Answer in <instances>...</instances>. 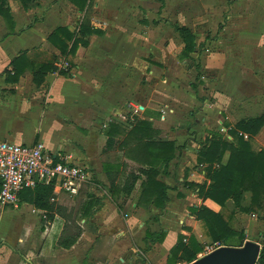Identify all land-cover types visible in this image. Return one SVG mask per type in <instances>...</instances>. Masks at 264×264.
Segmentation results:
<instances>
[{"label": "crops", "instance_id": "obj_1", "mask_svg": "<svg viewBox=\"0 0 264 264\" xmlns=\"http://www.w3.org/2000/svg\"><path fill=\"white\" fill-rule=\"evenodd\" d=\"M136 2L137 0H105V3H101L99 0H94L91 24L99 29L102 35H92L87 47H79L75 55L68 57H61L59 52L47 43L46 39L58 27H66L73 32L75 28L70 23V14H74V12L78 14L79 21L76 25L78 26L83 17V12L81 13L69 0H40L37 8L28 11L19 8L18 11L22 15L20 22L18 23V20L13 16L16 32L25 29L26 24L24 23L28 22L29 15L34 18L31 26L17 35L2 39L6 30L0 31V142L32 145L37 140L42 141L49 152L72 154L77 163L89 169L92 179L95 177V180L106 185V177L102 171V159L100 157L106 138L102 143L101 136L104 135L101 131L106 128V121L108 120L127 126V119L132 117H129V113H132L131 108L135 106V108L140 109L141 118H147L152 123L153 128L158 130L160 138L168 133L170 137L163 139L173 140L178 146L185 145V148L176 158V162L170 164L169 176L164 179V182L169 186L168 204L163 210L154 207L147 209L137 207L135 201L138 190L135 196L132 194L135 189L121 209H118L109 197L101 198L102 207L95 212L89 223L83 227L80 226L83 231L70 249H62L56 245L64 228V219L61 217L56 215L52 222L47 223L42 229V212L34 209L32 205L19 202V205L14 208L0 204V231L4 229L3 225L7 226L8 218L20 220L19 224L25 230V239L20 242H25L26 245L23 252L15 253L13 252L14 245L5 242L6 244L4 243L0 247V264H138L134 263L133 259L131 261L126 258L129 253L127 249L130 238L135 233L136 225L140 228L147 227L151 232L163 230L166 233L163 242L155 244L151 251L147 252V259L150 264H163L169 250L176 244L178 235L181 234L186 238L195 233V225L198 221L190 214V207L202 205L216 213L222 211L223 207L208 199L202 201L197 197L196 191L184 185L185 182L198 184L207 182L203 170L197 176L199 178H196L194 173L187 171V168L191 167L190 160L193 157L196 158V155L193 156L190 152L192 150L197 152L200 146L199 141L204 137V132L198 128L199 119L204 114L209 115L211 110L206 108L205 111H198L195 115L191 114L195 123L189 124L188 127L189 134L192 136H186L187 132L184 134L182 130L178 129V126H167L166 120L172 121V123L176 120L174 115L175 104L168 102L166 110L164 106L162 107L163 103L159 99H148L149 94L147 95L144 87L138 89V74L148 69L149 62L147 58L145 60L148 63L139 59V55L142 56L140 54L141 48L144 47L137 49L138 34H132V31H128L126 27L130 15L136 21L137 16L134 12ZM105 4L108 6L106 7ZM60 6L63 8L62 10H59ZM120 6H125L123 13H121ZM251 6L256 5L251 4ZM260 7H264V3L260 4ZM11 11L13 14L14 11L12 9ZM59 11L60 13H58ZM252 14L250 12L248 15V21L255 27H253L250 37L243 38L244 45L242 47L235 52L218 50L215 53H209L206 61L202 62L204 70L216 69L220 73L219 79L214 84L218 89H215L216 102L213 106L215 112L220 115L219 122L221 121L220 128L216 126V130L221 128V130H225L222 124L235 121L234 116L239 111L241 113L255 111L252 103L247 101L243 102V108L235 110V106L239 103H233L234 98L230 93L233 87L246 86L247 81L250 82V85L255 86H259V82H264V10ZM253 17L256 19L255 21ZM97 21L104 23V25L98 24ZM187 25L184 26L188 27L195 37L193 30ZM2 27H4V23L0 19V28ZM196 41L195 37V43ZM180 43H182L181 40ZM131 45L135 47L131 48ZM132 49L135 50L130 53L129 50ZM24 50L27 51V63H46L54 58L58 61V67L65 68L68 66L67 63H71L73 67L69 71L70 77L65 78L55 73L47 74L43 83L36 86L32 83V74L27 69L28 72L21 75L16 83L7 82L4 70H10V61L20 51ZM147 52L153 56L155 54L151 53L149 49ZM152 61L153 63L150 64H153V67L148 73H150L149 78L154 80L151 75L163 67L155 61V56ZM134 67L135 69L138 67L135 75L132 74V71H135ZM238 69L245 74L235 76L234 72ZM250 70L256 72L247 75L248 72H251ZM142 83L140 86L146 84L145 82ZM102 93L106 98L110 97L111 99L108 102H103L102 97L104 95H101ZM172 95L174 96L173 92ZM198 97L201 98V96ZM138 101L141 104L138 105ZM198 105L201 103L199 102L197 107ZM55 106L59 108L58 112L76 109L77 115L73 118L56 115L54 113ZM261 113H253L242 118L253 117ZM122 117L123 119L125 117V121H122ZM242 118L237 119L236 122ZM54 120L58 124L62 122V128L58 132L60 135L57 142L50 141V144H54L52 150L47 147L46 143L49 141L46 139L53 134ZM206 129L211 131V128ZM193 133L195 134L193 135ZM254 139L263 143V127ZM90 147L93 148L92 154H89L88 151ZM98 150H100L99 156L97 155ZM114 153L118 163H124L128 166L126 172L139 167L137 162L126 158L122 151ZM226 159L227 155H225L224 161ZM195 170L198 172L200 168ZM170 194L176 195L172 198ZM65 195L67 194L63 192L57 193L55 198L57 205L65 207L63 204ZM71 199L76 204L77 196L71 197ZM128 205H131L133 211L126 220L127 224H123L119 221L118 212L121 213L124 207ZM30 221L32 224L29 226ZM140 221L143 222L137 224ZM245 221L242 222L245 227L244 233L246 235L251 233L255 237L259 231V234L256 235L259 236V240L255 238L250 240L259 244L260 241L263 242L264 217L261 222L254 218L247 220L246 223ZM80 222L81 225L84 224V220H80ZM101 232V235L112 237V242L109 243L107 238L101 240L102 238L98 234ZM143 237L142 235L140 238V245H143ZM103 241H106L108 248L105 251V256L99 258L97 255L103 248ZM6 250L9 252L8 254H4ZM199 257L198 254L197 258Z\"/></svg>", "mask_w": 264, "mask_h": 264}, {"label": "trees", "instance_id": "obj_2", "mask_svg": "<svg viewBox=\"0 0 264 264\" xmlns=\"http://www.w3.org/2000/svg\"><path fill=\"white\" fill-rule=\"evenodd\" d=\"M20 9L28 11L39 6L40 0H13ZM163 6L162 0H159ZM81 13L77 28L73 32L66 27L54 29L46 39L47 43L56 49L61 57L75 55L79 47H87L92 35H102V32L91 24L92 6L94 0H69ZM0 19L3 21L6 33L2 39L17 35L15 21L12 15L9 0H0ZM173 31L182 42V49L178 60L187 61L191 55L198 52L195 37L190 29L184 25L171 24ZM203 47V45H201ZM27 51H20L10 63V70H4L5 80L16 83L21 75L31 72L32 83L40 86L47 74H57L65 78L70 77L71 63L65 68L58 67L56 58L50 62L33 64L27 63ZM196 80L202 74L199 64H196ZM195 90L197 87L191 84ZM104 135L106 142L100 152L102 171L107 184L92 179L93 183L103 190L106 196L118 209H121L131 195L137 183L138 196L136 206L147 209L154 207L163 210L169 202V186L164 179L169 176V166L180 155L185 145L178 146L173 140L159 137L158 130L154 129L147 118L133 116L127 119L128 125L113 120L106 122ZM225 133L221 129L209 131L204 142L196 152V163L203 166L207 182L189 183L184 185L196 191L202 201L211 200L220 207L232 201L233 206L245 213L253 211L264 212V150L254 151L251 140L264 127V112L259 115L242 118L233 125L223 123ZM122 151L123 155L138 163L135 170L127 171L128 166L118 163L114 152ZM225 155L227 159L224 161ZM56 189L51 184L37 183L31 189H23L19 193V202L28 203L34 209L42 212L41 227L52 222L57 215L64 219V228L57 239L56 245L62 249H70L82 233V228L76 223L79 215L84 224L89 223L96 211L102 207L101 198L89 192L88 187L81 190L77 196L75 210H67L56 204ZM249 194V205L242 207L244 194ZM180 195V194H178ZM53 199V201H52ZM71 211V212H70ZM189 212L195 220L201 223L211 242L220 243L227 247H241L246 241L244 230H234L220 213L204 207H190ZM264 217V216H263ZM166 233L146 230L142 239L144 253L151 251L152 246L162 243ZM185 236L178 235L176 244L169 250L164 264H190L197 259L201 247L195 237L190 236V244H184ZM260 251L257 258L259 264H264V241L260 242ZM145 262L136 260L135 263ZM141 263V264H143Z\"/></svg>", "mask_w": 264, "mask_h": 264}, {"label": "rangeland", "instance_id": "obj_3", "mask_svg": "<svg viewBox=\"0 0 264 264\" xmlns=\"http://www.w3.org/2000/svg\"><path fill=\"white\" fill-rule=\"evenodd\" d=\"M99 1L101 3H105V0ZM162 2L163 6L160 7L161 3L159 0H137L134 10L137 16L136 21L133 20V17L131 15L128 17L129 20L127 21L128 23L126 25L128 31H132V34H138L139 42L137 49L140 47H144L141 48L140 54L142 56L139 55V59L144 60L145 62H149L148 69L146 71H142L141 74H138V89L144 87L147 95L149 94L148 99H159L160 101H162V107L164 106L165 109L168 102L175 104L176 108L174 109V115L176 117V120L174 123H172V121L170 122L166 120V122H168L167 126H178V129L182 130L184 134H186L187 132L188 135L186 134V136H192V134H189L188 128L191 124L193 125V123H195V119L192 116L195 115L198 111H205L206 108L210 109L211 112L209 113V115L204 114L199 119L198 128L204 132V137L201 139V141H199V145H201L208 136L206 134L209 133V130H207L206 128H211V131H213L216 130V126H218L219 128L221 126V121L219 122L220 115L215 112L213 106L214 102H216V99L214 97L216 95L215 89H218L217 86H214V84L219 79L218 75L220 76V73L216 69L212 71L204 70L202 68V62L204 60L206 61V58L211 53H215L218 50H223L222 52H235L240 47H242L244 45L243 38L250 37L253 31V27H255V25H251L249 23L250 21H248V15H250V12H252V15H254L257 12L264 10V7H260V4H263L264 0H162ZM53 3H56V1H53ZM9 4L11 9L14 11L12 15L16 20H18L19 23L22 15L20 11H18L20 8L18 3L13 0H9ZM251 4H255L256 6H251ZM105 6L107 7L108 4H105ZM123 8H125V6H120L121 13H123L124 11ZM62 9L63 8L60 6L59 10ZM58 13H60V11ZM77 15L78 14H76V12H74V14H70V23H72L74 28L77 27L76 25L79 21V17L77 18ZM102 17L104 16L102 15ZM33 18V16L29 15V17L27 18L28 22L24 23L26 24V27L25 29L20 30V33L31 26ZM255 20L256 19L254 18V21ZM97 23L104 25V23L99 21H97ZM171 24H178L180 26L188 24L195 34V37L197 39L196 44L200 45V47H198V53L193 54L191 59L185 62L178 60L179 53L182 48V43H180L178 35L173 31ZM4 30H6L5 25L4 27L0 28V31L4 32ZM201 45H203V47ZM131 46V48L135 47L133 45ZM256 48L260 49L259 47ZM148 49L151 53H155V61L163 67L162 69L156 70L155 73L151 75L152 77H154V80L149 78L150 73H148V71L153 67V64L150 63H153L152 59L154 58V56L147 52ZM134 50H129V52L131 53ZM167 51H169L168 54H166ZM146 58L147 61L145 60ZM196 64H199L200 71L203 75V78H201L200 80H196ZM137 71L138 67L135 69V71H132V74L135 75ZM250 71L251 72H248L247 75H251L256 72L254 70ZM234 73L235 76L238 74H240V76L245 74L239 69ZM258 73L261 74L260 71H258ZM142 82H145L146 84L140 86L143 84ZM191 84H194L197 88L194 90L191 87ZM232 91L230 93L234 98L233 103H239V105L235 106V110H237L238 108H243V102L247 101L252 103L255 111H245L242 113L239 111L237 115L234 116L235 121H229V123L227 124L233 125L239 118L248 116L253 113L258 114L264 111V82H259V86H255L250 85V82L247 81L246 86L233 87ZM172 92L174 93V96L172 95ZM101 95L104 94L102 93ZM198 96H201V98H199ZM110 99V97L106 98L105 95L102 97L103 102H108ZM199 102L201 103V105H198L197 107V104ZM204 102H206V105H204ZM139 104L141 103L138 101V105ZM58 110L59 108L55 106L54 113L56 115H62L71 118L77 115V110L73 108L66 111L61 110L60 112H58ZM129 114V117H133L134 115L139 118L142 117V114H140L139 112L138 115L134 113ZM121 119L122 121H125V117L124 119L123 117ZM54 121L55 123L53 126V134L56 135L54 136L52 134L46 139L47 141H49V143H46L47 147L52 150L54 149V144H50V141L57 142L58 136L60 135L58 132H60V129L62 128V122L61 124H58L56 120ZM104 130L105 129H102L101 131L103 135ZM221 132L225 133V130H221ZM194 134L195 133H193V135ZM168 137H170L168 133L166 134V136H161L162 139ZM105 138V135L101 136L102 143L104 142ZM263 144L264 141L263 143H259L254 138L253 140H251V147L254 151L264 150ZM88 151L89 154H92L93 148L90 147ZM99 152L100 150H98V156ZM190 153L193 156L196 155V152H194V150H192ZM190 161L191 167H188L187 171L194 173L196 178H199L197 176L200 175L201 171L203 170V166H198L196 163V158L194 157ZM175 162L176 159H174L171 164H174ZM196 168H200V170L197 172L195 170ZM138 185L139 183L136 185L135 191L132 193L133 196L137 194ZM88 189L89 192H91L95 196L104 199L107 198V196L105 195V191L101 187L97 188V185L95 184L88 187ZM175 195L176 194H170L172 198H174ZM63 204L65 205L64 208H66L68 211L71 209L75 210L77 208L76 204L73 202L69 195H65ZM248 205L249 194L245 193L242 201V207ZM132 211L133 210L131 208V205L125 206L121 213L118 212L119 221L123 224H127L126 220L128 219V217H130ZM220 215L234 230L240 231L244 230L245 228L242 223L245 220L246 223L247 220L254 218L258 222H261V220H263L264 212L253 211L245 213L244 211L236 209L233 206L232 201H228L225 206H223ZM7 222V226L3 225L4 229L0 231V247L3 246V244L6 242L8 244L14 245L13 252H23L26 245L25 242L21 243L20 241H24L25 239V230L19 224L20 220H17L16 218H8ZM141 222L143 221H140L137 224ZM76 223L78 224V226L83 227V225H81L79 215L76 217ZM31 224L32 221H30L29 226ZM146 229L149 228H140L136 225L135 233L130 238V243L127 249L129 253L126 258L128 260L133 259L134 263L136 262V260L141 261L143 259L145 262L141 263L150 264L147 259V253L143 252L144 245H140V238L142 235L144 236L143 233H145ZM190 229L193 230V228ZM262 232H264V229H262ZM98 234L99 236H101V240H105L107 238V241H109V243H111L113 240L112 237L101 235L102 232ZM257 234H259V231H257L255 237H253L254 235H252L251 233H248L247 235L245 234V238L249 241H252L250 240L251 238L259 240V236H256ZM193 237H195L197 244L199 245V247H201L200 254L203 253L204 248H206L207 246L211 247L210 245L213 244H217L218 246L223 247L220 243L211 242V239L207 236L206 230L201 223L196 222L195 233L193 234ZM183 242L184 244L189 245L190 237H186ZM107 248L108 244H106V241H103V248L101 249L100 254L97 256L99 258L104 257ZM8 253L9 252L6 250V253L4 254Z\"/></svg>", "mask_w": 264, "mask_h": 264}, {"label": "built area", "instance_id": "obj_4", "mask_svg": "<svg viewBox=\"0 0 264 264\" xmlns=\"http://www.w3.org/2000/svg\"><path fill=\"white\" fill-rule=\"evenodd\" d=\"M139 110L132 106L131 112L137 114ZM37 183L51 184L70 197L94 185L89 169L77 163L72 154L49 152L42 141L32 145L0 142V204L16 208L19 193ZM210 246L200 257L220 248L217 244ZM255 264H259L257 260Z\"/></svg>", "mask_w": 264, "mask_h": 264}, {"label": "water", "instance_id": "obj_5", "mask_svg": "<svg viewBox=\"0 0 264 264\" xmlns=\"http://www.w3.org/2000/svg\"><path fill=\"white\" fill-rule=\"evenodd\" d=\"M260 248L259 243L246 240L241 247L223 246L190 264H255Z\"/></svg>", "mask_w": 264, "mask_h": 264}]
</instances>
